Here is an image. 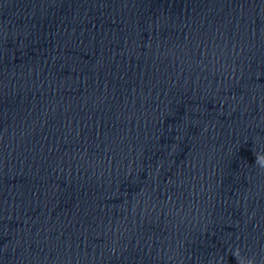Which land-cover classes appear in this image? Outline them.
<instances>
[{"label": "clouds", "instance_id": "1", "mask_svg": "<svg viewBox=\"0 0 264 264\" xmlns=\"http://www.w3.org/2000/svg\"><path fill=\"white\" fill-rule=\"evenodd\" d=\"M264 157H261L259 154L256 155V162H260ZM249 264H252L251 261H249Z\"/></svg>", "mask_w": 264, "mask_h": 264}]
</instances>
